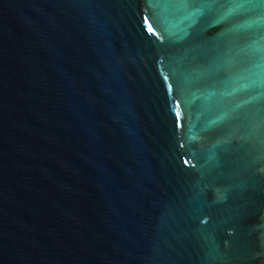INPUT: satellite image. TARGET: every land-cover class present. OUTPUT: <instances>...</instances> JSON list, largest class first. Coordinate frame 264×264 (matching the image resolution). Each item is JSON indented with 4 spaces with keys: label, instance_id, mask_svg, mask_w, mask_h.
<instances>
[{
    "label": "water",
    "instance_id": "1",
    "mask_svg": "<svg viewBox=\"0 0 264 264\" xmlns=\"http://www.w3.org/2000/svg\"><path fill=\"white\" fill-rule=\"evenodd\" d=\"M0 264H264V0H0Z\"/></svg>",
    "mask_w": 264,
    "mask_h": 264
}]
</instances>
